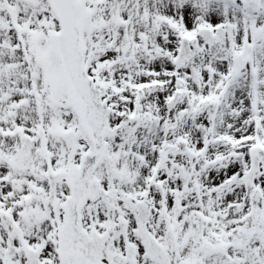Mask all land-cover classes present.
Wrapping results in <instances>:
<instances>
[{"label":"snow or ice","instance_id":"1","mask_svg":"<svg viewBox=\"0 0 264 264\" xmlns=\"http://www.w3.org/2000/svg\"><path fill=\"white\" fill-rule=\"evenodd\" d=\"M0 264H264V0H0Z\"/></svg>","mask_w":264,"mask_h":264}]
</instances>
